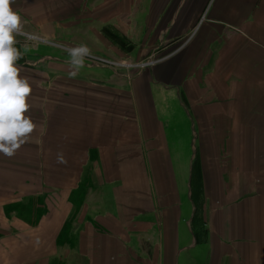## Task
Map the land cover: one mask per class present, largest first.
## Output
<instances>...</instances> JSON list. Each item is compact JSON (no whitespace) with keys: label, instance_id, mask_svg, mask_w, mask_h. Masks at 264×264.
I'll return each instance as SVG.
<instances>
[{"label":"crops","instance_id":"0c3cea01","mask_svg":"<svg viewBox=\"0 0 264 264\" xmlns=\"http://www.w3.org/2000/svg\"><path fill=\"white\" fill-rule=\"evenodd\" d=\"M12 7L48 47L16 46L35 127L0 153V264H264V0Z\"/></svg>","mask_w":264,"mask_h":264},{"label":"clouds","instance_id":"9594fccd","mask_svg":"<svg viewBox=\"0 0 264 264\" xmlns=\"http://www.w3.org/2000/svg\"><path fill=\"white\" fill-rule=\"evenodd\" d=\"M14 0H0V153L7 156L25 142L35 124L27 115L30 107L27 97L31 92L28 79L20 75L17 61L22 53L15 46L16 37L21 34L22 20L19 11L12 7ZM71 57L69 63L73 71L70 76L75 77L85 66V58L90 55L87 45L80 44L68 49ZM118 67H135L130 60L121 59Z\"/></svg>","mask_w":264,"mask_h":264},{"label":"rangeland","instance_id":"374dc122","mask_svg":"<svg viewBox=\"0 0 264 264\" xmlns=\"http://www.w3.org/2000/svg\"><path fill=\"white\" fill-rule=\"evenodd\" d=\"M25 31V30H24ZM26 32V31H25ZM31 34V33H30ZM16 38H18V39H16L17 41H18V43L15 45V46H20L19 44H20V42H24V41H29V43L31 42V44H36V45H39L38 46V51L36 52V53H38V54H40L41 56H42V54H44V52H46L45 51V48L46 47H48L47 45H46V40L45 39H39V38H36V39H27L26 37H24V36H20V35H18ZM31 47V46H30ZM40 47V48H39ZM26 53H29V54H31V53H34L35 52V50H32V49H30V50H26L25 51ZM54 54H56V55H60V54H58L57 53V51L56 52H53ZM157 55H148V57H146V58H144V59H137V61H135V62H132L134 65H136L135 66V68H136V70L138 71V70H141V69H145V68H147V67H149V66H146V67H144V68H142V67H140V64L142 63V62H145V61H148V60H156L158 57H156ZM92 59H94V61H96V62H104V61H99V60H97V58H92ZM117 62L118 61H116V64H112L111 66L113 67V68H118V66H117ZM104 64H106V65H110L111 63H110V61H106L105 60V62H104ZM120 68H127V67H120Z\"/></svg>","mask_w":264,"mask_h":264},{"label":"built area","instance_id":"2783aa9c","mask_svg":"<svg viewBox=\"0 0 264 264\" xmlns=\"http://www.w3.org/2000/svg\"><path fill=\"white\" fill-rule=\"evenodd\" d=\"M20 36H24V37H26L27 39H30V40L31 39H36V38L41 39V37L39 35H37V34H30L28 32H25L22 25H21V34H20ZM155 61L156 60H148V61L142 62L140 64V67L144 68L146 66H150L153 63H155Z\"/></svg>","mask_w":264,"mask_h":264}]
</instances>
